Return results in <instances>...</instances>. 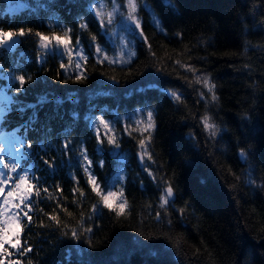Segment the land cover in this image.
I'll use <instances>...</instances> for the list:
<instances>
[{
	"label": "trees",
	"instance_id": "trees-1",
	"mask_svg": "<svg viewBox=\"0 0 264 264\" xmlns=\"http://www.w3.org/2000/svg\"><path fill=\"white\" fill-rule=\"evenodd\" d=\"M47 1L68 26L51 27L42 17ZM91 2L20 0L24 9L0 15L5 32L22 28L63 36L71 29L72 44L79 39L77 46L88 57L76 68L75 52L69 64L67 55L46 53L38 37L28 35L17 39L12 52L17 60L0 58L4 85L10 84L8 76L27 81L21 91L17 85L11 92L10 113L24 124L21 132L53 131L36 156L37 176L53 198L42 193L34 201L40 207L23 233L33 250L17 258L23 264H264V0H139L147 41L131 34L135 53L123 63L108 57L101 63L95 54L94 43L111 47ZM85 22L88 28L81 29ZM80 73L86 78L77 80ZM197 76L215 85L217 100ZM139 109H149L155 125L148 141L152 160L143 163L139 141L149 133L136 123ZM205 115L219 128L215 136L203 126ZM100 117L110 122L108 134L117 138L119 149L107 143ZM57 138H67L70 148L87 149L92 174L105 192L115 174L123 175L118 181L123 212L117 202L113 208L100 203L78 152L71 151L70 167ZM119 153L126 157L123 164ZM45 160L53 161L54 172ZM168 184L176 199L161 206ZM73 229L79 238L71 235Z\"/></svg>",
	"mask_w": 264,
	"mask_h": 264
},
{
	"label": "snow or ice",
	"instance_id": "snow-or-ice-1",
	"mask_svg": "<svg viewBox=\"0 0 264 264\" xmlns=\"http://www.w3.org/2000/svg\"><path fill=\"white\" fill-rule=\"evenodd\" d=\"M164 3L171 4V0H163ZM114 3V7L110 11H104L103 5L101 7L92 8L90 6V11H94L95 16L99 20V25L102 30H107L109 25H112L117 13H120L121 20L124 24V28L126 31H129L135 35H139L145 41H147V37L144 35L143 27H142V19L139 17L138 12L140 10L139 0H121V3ZM175 7L174 4L171 5ZM124 7L126 12H120V9ZM147 8V5H144ZM153 22L157 27H160V20L158 18H153ZM81 29H87L88 24L81 23L79 25ZM71 29L65 28L63 36L56 35L53 33L52 35H45L41 32H33L32 29H28L25 31L24 29H19L17 31L5 32L0 29V49H7L14 43H16L18 38L26 37L28 35H35L39 39L40 47L46 52L56 53L59 51L61 55H67L69 58V64L72 63V56L75 49V55L80 58V63H76L75 67L80 68L81 63L88 59L87 56L84 55L82 48H76L75 45L72 44L71 41ZM163 31V28H161ZM96 37H92V41L95 42ZM122 43L126 46L129 41L123 40ZM76 45H80V40H76ZM95 54L97 57H102L100 62H104V59H107V56L104 53L103 47L99 43H94ZM123 56V52L121 53ZM116 59L113 58L111 63H116ZM123 63V59L120 60ZM177 63H180L177 61ZM61 68L67 67L65 64L60 65ZM189 71H195V69L191 68L189 65H185ZM2 68V66H0ZM11 72V70H7ZM86 78L83 73L77 75L76 79L81 80ZM28 80H31V77H28ZM9 81L11 84H15L18 81V86L16 90L21 91L25 84L26 79L25 76L21 75L19 77L9 76ZM196 82L201 83L208 89V92L211 93V99L213 101L217 100V96L215 95V85L210 83L208 77L201 78L200 76L196 77ZM173 99L177 102L181 101V96L176 94L175 92L171 93ZM204 94L201 93V96ZM203 126L208 131L210 136H215L219 132L218 126L211 122V118L205 115L202 118ZM136 123L142 124L143 120H138ZM99 124L103 125L106 129L104 136L107 137V143L113 146V149H119L120 145L117 142V138L114 135H109L111 132V125L109 121L104 120L103 117L99 118ZM95 131L97 134L98 145H103L105 140L101 138L100 129L98 126H95ZM154 120L153 113L151 111L147 112V123L143 128L144 132H148L149 135L146 139H141L139 141L140 145V153L139 160L141 163L147 160H152V154L148 151L150 144L148 141L151 140V131L154 129ZM139 130V129H138ZM7 145V147H5ZM69 146L68 142H65L63 147L67 149ZM32 144L26 142L20 137H14L13 139H8L7 137L3 138V142L0 143V153L4 155H0V264H23V260L20 258L12 259L13 256L23 257L27 253L33 250L32 246L28 244L26 241L22 243L21 237L24 231V223L33 224V217L30 213H34L36 209L33 207V201L39 200L41 194H46L47 198L52 199V193H49L48 188L43 187L41 184L40 177L36 175V171H39L38 167L34 162V157H32ZM41 148L44 147L43 144L40 145ZM23 149V151H22ZM241 158H246V152L241 149L240 152ZM5 156L11 160V163L5 160ZM26 157L32 158L33 163L29 165ZM121 164L126 161V157L119 153L116 157ZM21 161L24 162L23 166L21 165ZM79 161L83 168L84 173L87 176V182L90 185L93 192L100 197V203H102L105 207L113 208V200L116 198H120V203L116 205V207L123 212L124 205L126 203L123 200V192H113L111 188L115 185L116 182L119 181L120 177L117 176V180L113 181L111 185H107L108 191L105 192L101 189L100 184L97 181V178L92 174V166L93 161L89 158L87 149L81 148L79 153ZM43 163L47 166L48 171L54 172L56 170L53 161L45 160ZM98 164L100 167H103L104 161L99 160ZM152 176L151 171L148 173ZM153 179L155 177L153 176ZM249 183H255V181H249ZM7 189V192L5 190ZM57 191L62 192L63 190L57 186ZM76 191V190H74ZM83 195V193H80ZM174 195V190L171 184H168L164 188L163 195L161 197V206L167 205ZM39 211H43L40 209ZM48 215V214H46ZM49 220L54 222V224L59 225L61 221L58 219L57 215H49ZM47 227V225H41ZM90 231V229L88 230ZM67 235V233H65ZM71 235L74 238H79L76 229H73ZM7 245V247H5ZM10 249L12 251H10ZM199 252V249H197ZM30 264V262H29Z\"/></svg>",
	"mask_w": 264,
	"mask_h": 264
},
{
	"label": "rangeland",
	"instance_id": "rangeland-1",
	"mask_svg": "<svg viewBox=\"0 0 264 264\" xmlns=\"http://www.w3.org/2000/svg\"><path fill=\"white\" fill-rule=\"evenodd\" d=\"M113 7H114V5L112 7H103L102 10L110 11V10H112ZM120 12H126V9L121 8ZM104 32L108 36L109 40L112 41V43H115V45L117 46V49L115 51H110L109 55L106 53V51H104L105 55H108L111 59L115 58L116 60H118V62H120L121 59H123V61L126 62L132 58V56L135 53V37H132L131 32L125 30L124 24L121 20L120 13H117V16H116L113 24L109 25L107 30H104ZM111 34H112L113 38L111 37ZM135 36H139V35H135ZM123 40L129 41V43L125 46L122 43ZM75 47L80 48L77 45H75ZM74 52H75V49H74ZM122 52H123V56H121ZM77 58L78 57H75V59H77ZM148 111H150V110L146 109V110L142 111L141 109H139V113H137L138 114L137 115V121L143 120L144 123H142V125L144 127L146 126V123H147V112ZM11 139H13V138H11ZM21 165H22V161H21ZM117 176L120 177L119 180L123 179V175L120 173H117L114 175V178L112 179V181L117 180ZM108 190L109 189H107V191ZM111 190L113 192H117V193L121 192V188H119L118 182L115 183V185L111 188ZM5 192H7V189L5 190ZM113 202L120 203V198L118 197V198L114 199Z\"/></svg>",
	"mask_w": 264,
	"mask_h": 264
},
{
	"label": "water",
	"instance_id": "water-1",
	"mask_svg": "<svg viewBox=\"0 0 264 264\" xmlns=\"http://www.w3.org/2000/svg\"><path fill=\"white\" fill-rule=\"evenodd\" d=\"M173 190H174V195H173V197L172 198H170V199H176V191H175V189L173 188Z\"/></svg>",
	"mask_w": 264,
	"mask_h": 264
}]
</instances>
